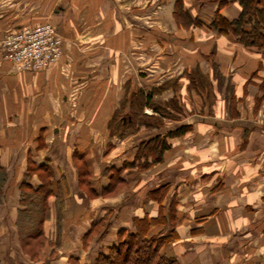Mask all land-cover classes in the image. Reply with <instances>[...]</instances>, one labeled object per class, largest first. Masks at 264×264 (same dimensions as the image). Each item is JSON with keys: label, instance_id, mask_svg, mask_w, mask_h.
<instances>
[{"label": "crops", "instance_id": "1", "mask_svg": "<svg viewBox=\"0 0 264 264\" xmlns=\"http://www.w3.org/2000/svg\"><path fill=\"white\" fill-rule=\"evenodd\" d=\"M178 1L190 20L176 19ZM216 9L227 20L240 12L237 2L218 8L198 0H0V38L45 22L62 38L57 61L37 71H16L0 48V147L22 151L24 169L49 164L55 189L45 231L53 233L61 201L60 233L76 234L74 254L83 261L145 211L171 214L151 232L177 234L164 252L178 264H264V51L211 27ZM148 89L169 114L162 127L126 120L122 134L110 133L123 95L127 113L131 94ZM141 111L157 116L147 105ZM181 126L182 134L167 133ZM155 134H166L168 147L137 171L136 148ZM164 183L160 203L149 200ZM102 216L106 235L84 245ZM62 246L51 238L39 259L64 264L55 250Z\"/></svg>", "mask_w": 264, "mask_h": 264}, {"label": "trees", "instance_id": "2", "mask_svg": "<svg viewBox=\"0 0 264 264\" xmlns=\"http://www.w3.org/2000/svg\"><path fill=\"white\" fill-rule=\"evenodd\" d=\"M203 2H216L218 8L231 2H237L240 7L238 16L233 20L223 18L216 9L210 26L217 28L223 33L234 35L238 41L244 45L253 46L264 51V0H198ZM182 2L178 1L174 5L173 13L176 19L190 20V16L182 7ZM157 89V88H155ZM153 89L152 91H155ZM157 91V90H156ZM151 89L144 93H132L128 101V112L125 113L127 107V95L124 94L120 100L118 109L113 112L108 129L110 133H123L129 126L125 121H129L130 127L136 124L143 125L144 129L156 130L162 127L164 120L168 117L166 106L151 102ZM150 106L157 116H149L143 114L141 108ZM124 116V118H123ZM129 118V119H128ZM184 127H179L174 132L168 134H182ZM166 133V134H167ZM155 134L142 139L134 153L133 162L137 161V171L146 170L161 160L163 152L167 149L168 144L166 136ZM75 155V154H74ZM31 160V159H30ZM80 162V161H78ZM81 163L76 166L77 177L82 178L85 172ZM47 162L36 163L29 161L25 172L22 174L19 190V208L15 210L13 223L16 227L17 240L19 242V250L21 254L30 260L39 259L43 252V247L51 241L50 234L45 231V223L50 219L52 204L50 197L54 196V182L51 177V170ZM6 166L0 161V204L4 200L3 186L6 182ZM33 174L40 177V184L35 187L29 183V178ZM119 179L113 183L109 182L102 193L112 192L118 185ZM111 183V184H110ZM167 183L149 191L147 198L149 200L160 203L164 195L167 193ZM101 193V192H100ZM93 195L94 192H90ZM55 220L53 224V239L58 244L60 238L61 201L55 202ZM148 216L145 211L134 215L132 218L133 228L121 227L115 233V239L101 245L95 251L89 261H83L77 254H71L66 264H178L173 256H167L164 252V246L176 237L173 230L165 234L160 232H151L152 226L157 223H165L171 216ZM109 228L107 216L100 219L90 226L88 233L83 236L84 244L95 237V242H99L106 235ZM51 252V251H50ZM0 258V264L1 262Z\"/></svg>", "mask_w": 264, "mask_h": 264}, {"label": "rangeland", "instance_id": "3", "mask_svg": "<svg viewBox=\"0 0 264 264\" xmlns=\"http://www.w3.org/2000/svg\"><path fill=\"white\" fill-rule=\"evenodd\" d=\"M0 161L4 165H6L5 170L7 175L6 182L3 186L4 200L0 204V258L2 260L1 264H58L57 262L58 260L56 261L53 259L52 261V259H50L52 257L51 255L46 257V261L42 263L43 261H41L40 259L30 260L27 257H25L23 254H21L19 250V242L18 240H16L17 234L15 235L16 227H14L13 219H14L15 210L20 207L18 203L19 193L17 189L18 187L17 182L18 179L21 178V173L25 170L24 169L25 156L23 152L20 150L8 153L6 149L0 147ZM73 223L74 222H72V225ZM68 234L69 235L66 234L60 235L59 240L63 241L62 249L60 250V248H55V250L58 251V253L61 252L62 253L61 255L64 256V257L60 256V258H63L60 260H64V264H66L67 262V259L65 258H67L68 254L72 252L74 253V250L76 249V248L74 249L75 247L74 237L76 236V234L74 233H68ZM50 238H53V233L50 234ZM42 249L43 252L44 250L47 251V244ZM95 251H97V249ZM95 251H93V253ZM84 256L86 255L84 254Z\"/></svg>", "mask_w": 264, "mask_h": 264}, {"label": "built area", "instance_id": "4", "mask_svg": "<svg viewBox=\"0 0 264 264\" xmlns=\"http://www.w3.org/2000/svg\"><path fill=\"white\" fill-rule=\"evenodd\" d=\"M0 48L16 71H37L57 61L62 38L52 24L45 22L5 32Z\"/></svg>", "mask_w": 264, "mask_h": 264}]
</instances>
